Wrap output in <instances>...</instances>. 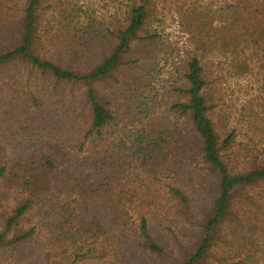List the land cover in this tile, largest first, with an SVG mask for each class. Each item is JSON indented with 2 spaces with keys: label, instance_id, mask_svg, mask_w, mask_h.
<instances>
[{
  "label": "trees",
  "instance_id": "16d2710c",
  "mask_svg": "<svg viewBox=\"0 0 264 264\" xmlns=\"http://www.w3.org/2000/svg\"><path fill=\"white\" fill-rule=\"evenodd\" d=\"M214 1L0 0V258L264 264V160L232 168L208 93L264 89V12ZM168 14L194 38L170 67Z\"/></svg>",
  "mask_w": 264,
  "mask_h": 264
},
{
  "label": "rangeland",
  "instance_id": "374dc122",
  "mask_svg": "<svg viewBox=\"0 0 264 264\" xmlns=\"http://www.w3.org/2000/svg\"><path fill=\"white\" fill-rule=\"evenodd\" d=\"M215 2V1H214ZM226 0H217L214 4L223 6L226 5ZM234 10L244 8L245 4L241 2H233ZM238 4V5H237ZM264 0L258 2V9L256 14H261L264 12ZM250 10V9H249ZM171 15L162 16L166 19V29L163 33L164 47L159 49V55L162 56L164 53H169L170 49L171 57L168 61H164V57L157 60V63L165 65L167 67L176 65H181L190 49L184 48L186 45L189 48L194 46V38L191 34L183 29L182 22L179 17L175 21L170 19ZM251 22L256 23V27L259 29H264V14H262L259 19L255 20L252 17ZM254 26V25H253ZM250 26V29L253 27ZM249 29V30H250ZM215 38V37H214ZM175 46V47H174ZM154 58H151L153 61ZM210 60L214 62H219V58L215 56V53L210 57ZM226 65H228L229 58H223ZM174 63V64H173ZM250 76L246 78H236L229 77L227 81H222L223 84L213 83L209 86L208 93L215 97V102L219 105L217 107V112L214 115L215 121L217 123V130L220 135V142H225L228 134L233 132V140L230 146L225 148L223 152L227 155V160L229 161L232 168L235 170L245 171L249 166L256 165L264 160V89L260 87L259 83L251 80ZM220 83V82H219ZM12 92L9 93L11 95ZM176 96L179 94H174L169 102L176 100ZM162 109V113L167 119V123L171 130L176 133L177 130H183L186 134L188 133L185 128L188 124L186 118L175 115L170 111H167V104ZM124 122H119L115 127V132H125ZM2 144H5L3 140ZM256 192L264 190V182L260 183L256 188H253ZM189 238V236H187ZM30 248V246H28ZM1 264H15L11 262V254H3L0 258ZM102 261H95L94 259L86 261L82 264H101ZM19 264H41L39 260L31 257L30 250H25L21 252L20 263Z\"/></svg>",
  "mask_w": 264,
  "mask_h": 264
}]
</instances>
